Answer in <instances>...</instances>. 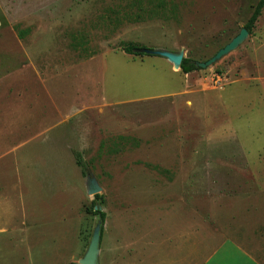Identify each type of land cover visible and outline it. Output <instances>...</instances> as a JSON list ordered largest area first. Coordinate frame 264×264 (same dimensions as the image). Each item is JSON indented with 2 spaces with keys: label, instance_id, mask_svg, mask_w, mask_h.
Wrapping results in <instances>:
<instances>
[{
  "label": "rangeland",
  "instance_id": "1",
  "mask_svg": "<svg viewBox=\"0 0 264 264\" xmlns=\"http://www.w3.org/2000/svg\"><path fill=\"white\" fill-rule=\"evenodd\" d=\"M258 1L0 0V264L77 262L93 202L100 264H200L224 237L252 248L264 233V8L237 50L190 74L120 43L205 62ZM72 36L95 54L72 51Z\"/></svg>",
  "mask_w": 264,
  "mask_h": 264
},
{
  "label": "water",
  "instance_id": "2",
  "mask_svg": "<svg viewBox=\"0 0 264 264\" xmlns=\"http://www.w3.org/2000/svg\"><path fill=\"white\" fill-rule=\"evenodd\" d=\"M250 33L244 27L240 29L237 36H235L228 44L223 48L218 50L214 56L205 62H195V66L199 69H206L214 65L222 58L237 50L249 37ZM135 53L148 55V56H158L167 60L173 65L174 70L180 71V65L184 58L183 51L179 52H169L164 50H150L146 48H140L135 50ZM99 189L93 184L90 186L89 194L96 196ZM94 211L101 213L102 207L96 203L94 206ZM103 223L98 215L96 225L93 229L89 244L87 246L86 252L83 257L77 261V264H99V254H100V241H101V231Z\"/></svg>",
  "mask_w": 264,
  "mask_h": 264
},
{
  "label": "crops",
  "instance_id": "3",
  "mask_svg": "<svg viewBox=\"0 0 264 264\" xmlns=\"http://www.w3.org/2000/svg\"><path fill=\"white\" fill-rule=\"evenodd\" d=\"M190 230V227L184 229L179 228V230H177L179 236L176 237V240L179 241L182 239L183 241H189ZM250 244L253 248H251L252 250L244 248L243 245L234 240V238L224 237L221 241L216 243L215 248L200 264H264V233L258 232L253 234V241ZM180 260L181 259H179L178 264H180ZM182 263L190 264V257H184Z\"/></svg>",
  "mask_w": 264,
  "mask_h": 264
},
{
  "label": "trees",
  "instance_id": "4",
  "mask_svg": "<svg viewBox=\"0 0 264 264\" xmlns=\"http://www.w3.org/2000/svg\"><path fill=\"white\" fill-rule=\"evenodd\" d=\"M159 2H161V1H159ZM162 5H163L162 3H159V6L160 7H162ZM263 8H264V0H259L257 2V4L255 5V7L253 9V12H252L251 16L249 17L248 21L244 25V28L247 31H249V33H251V31L253 30L257 19L261 15V12H262ZM151 17H153V16H151ZM136 18L137 19H134L135 21L136 20H140L142 17L141 16H137ZM28 33H29V30L19 31L18 32V37L20 39H22ZM69 46H70V49L72 51L78 52L80 54L83 53L82 58H84V59H87L88 57H91V56H93L95 54L94 52L93 53H87L86 52L87 50L85 48L84 43L82 41H76V40H74V37L73 36H72V42L70 43ZM120 48L127 55L144 56L143 54L135 53V50H138L140 48H144L143 46H140L138 44L130 43V42H122V43H120ZM85 53H87V54H85ZM197 70H200V69L195 66V61H193L191 59H188V58H183V60L181 62V65H180V71L183 74H190V73L195 72ZM118 138L121 141L127 140L125 137H118ZM112 152L116 153L118 151L116 149H113ZM74 158H75V164L81 170V174L82 175H85V172H86V164L84 163L81 155L79 153H75ZM147 167H149L151 170L155 171L157 174H160V175H163V174H166L167 173V171L162 170V169H160V168H158L156 166L150 167L149 165H147ZM99 199H100V197L98 195H96L95 196V200H99ZM94 206H95V203L93 202L92 203L93 214H95L97 216L99 215L102 223L104 224V221H105V215H104V213H102V212L101 213L95 212L94 211ZM102 235H103V226H102V231H101V238H102ZM69 264H77V262H71Z\"/></svg>",
  "mask_w": 264,
  "mask_h": 264
}]
</instances>
